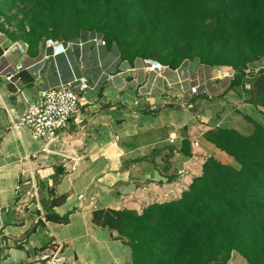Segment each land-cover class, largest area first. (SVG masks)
I'll list each match as a JSON object with an SVG mask.
<instances>
[{"label": "crops", "instance_id": "1", "mask_svg": "<svg viewBox=\"0 0 264 264\" xmlns=\"http://www.w3.org/2000/svg\"><path fill=\"white\" fill-rule=\"evenodd\" d=\"M59 40L72 43L65 53L21 71L12 82L0 77V264H135L118 233L94 223V211L136 207L140 196L148 198L139 191L154 186L174 198L181 191L170 170H177L175 159L188 163L199 156V150L214 145L206 132L234 127L231 121L242 113L218 102L219 96H211L213 102L198 97L193 108H183L178 80L185 67L162 74L175 83L167 86L143 69L141 57L123 56L100 34ZM44 41L28 44L27 53L20 54L14 48L25 41L10 39L0 28V67L31 64L50 54ZM80 76L88 78L89 87L79 111L44 151L40 140L14 123L42 91ZM185 139L191 143L188 156L179 150ZM178 170L181 176L187 172ZM51 191L66 200L47 211L43 201L51 200ZM50 211L68 216V222L47 220ZM227 264L250 263L233 251Z\"/></svg>", "mask_w": 264, "mask_h": 264}, {"label": "trees", "instance_id": "2", "mask_svg": "<svg viewBox=\"0 0 264 264\" xmlns=\"http://www.w3.org/2000/svg\"><path fill=\"white\" fill-rule=\"evenodd\" d=\"M106 1L119 9L127 2ZM147 1L149 11L156 15L155 22L158 21L155 34L169 31V26L176 28L180 22L177 34L185 43L183 55L197 56L208 67H233L236 71L231 88L243 79L246 64L264 55V0ZM169 17L173 20L166 26L161 21ZM0 28L5 30L2 25ZM48 38L60 39L57 33L49 34ZM113 40L110 43L116 44L123 56L154 55L153 51L147 52L149 41L130 54L125 39L119 36ZM157 61L164 63L161 56ZM255 79L258 98L249 102L264 106V70ZM247 119L251 125L249 132L221 126L205 134L208 141L235 160L236 166L211 157L204 163L202 174L179 198L152 203L140 214L132 209L102 207L94 211V223L116 231L120 239L131 245L135 264H159L165 256L184 264H212L223 253L226 264L232 250H237L250 264H264V238L260 245L251 244L244 223L224 221L226 217L257 213L264 208V125L251 117ZM190 144L185 139L179 148L185 156L191 154ZM65 200L66 195L51 191V200L43 201V207L48 211ZM46 219L68 222V216L54 211L47 212ZM157 246L166 249L156 255Z\"/></svg>", "mask_w": 264, "mask_h": 264}, {"label": "rangeland", "instance_id": "3", "mask_svg": "<svg viewBox=\"0 0 264 264\" xmlns=\"http://www.w3.org/2000/svg\"><path fill=\"white\" fill-rule=\"evenodd\" d=\"M148 4L149 2H146V0H127L126 4L119 9L117 5L115 7L114 4L108 3L106 0H0V25L4 27L5 34L10 39L25 41L30 47H34L44 41L49 34L57 33L61 40H66L95 32L109 42H114L113 39H118L119 36L121 40L125 39L127 42L126 48L130 51V54L138 51L144 43L146 44L149 41L147 52H154V55H152L153 59L159 60L161 56L164 59V63H172L177 65V67H185L186 69L188 67L190 72L203 73L202 75L208 76L210 73L217 72L216 69L219 67L236 71L233 67L227 65L207 67L197 56L186 58L183 55L185 43L181 40V36L178 37L177 34L181 23L179 22L178 26L175 24L176 28L170 27L168 23L173 20L172 17L164 19L161 22L169 26L170 30L155 34L156 31L154 29L158 25V21L155 22L156 15L149 11L150 7H148ZM218 49L217 47L216 52ZM263 70L264 55L246 64L243 79L240 78L241 81L232 88L229 87L227 80L216 79L212 84L217 87L218 93L213 96H219L217 98L218 102H223V105L228 102V106L232 107L233 110L241 111L242 114H235L231 122L235 124L233 125L234 127L237 126L236 129H240L243 132L250 131L251 125L247 117H251L264 125V106L254 105L249 102V99L255 100L258 98L256 94L258 85L255 78ZM213 79L215 78L213 77ZM247 82L249 83L248 87L245 86ZM221 91L222 93H220ZM207 97H210L208 99L210 102L216 100L211 96ZM199 151H201L199 152L200 155L193 157L188 163L183 161L184 157L174 158L177 170L175 168L170 170L172 175L179 177L177 179L181 184V191L178 192L177 196L172 198V192H163V189L159 188V186L147 189L142 188L139 192H147L148 198L140 196L141 202L138 206L130 209L140 214L152 203L166 202L179 198L182 196L183 191L189 188L191 182L202 174L204 163L211 157L218 159L222 163L237 165L232 157L215 145L208 147L207 150ZM167 155H170V151L165 152V156ZM165 156L162 157V160H164ZM162 160L159 165L163 168ZM179 168H181V171L185 169L189 174L186 172L185 175L182 174L183 176H181L178 173ZM169 182V186H171L175 179L169 180ZM27 195L31 194L28 193ZM224 221L231 224L236 222L244 223L250 235V243L258 245L262 243L264 238V208L257 213L250 212L235 218L226 217ZM122 237L128 241V237L124 235ZM129 247L131 249V245ZM164 249L166 248L157 246L155 254L159 255L161 250ZM233 251L238 252L237 250H232L231 254ZM225 258L226 255L223 253L211 263L223 264ZM159 264H184V262L165 256L159 261Z\"/></svg>", "mask_w": 264, "mask_h": 264}, {"label": "built area", "instance_id": "4", "mask_svg": "<svg viewBox=\"0 0 264 264\" xmlns=\"http://www.w3.org/2000/svg\"><path fill=\"white\" fill-rule=\"evenodd\" d=\"M55 40L54 38L45 39L44 45L51 50V53L42 56L34 63L25 64L21 61L12 65L6 62L0 67V77H4L9 82H12L15 76L21 71H32L35 67L44 63V60L50 56L65 53L72 44L71 42L64 41H60L59 44H56ZM101 43L105 44L106 42L103 40ZM28 47V43L21 42L20 44H16L14 50L18 51L20 54H26ZM141 62L145 71L155 73L157 76L162 77L167 86L175 84L168 77L162 76V74L167 70H174L177 72L180 68L176 67L172 69L170 65L162 64L152 58H142ZM222 68L223 67H219L216 69L218 73L213 72L208 76L202 75L203 73L190 72L188 71V67L187 69L185 68V75L178 80L181 88H183L180 97L181 105L190 109L194 106V98L217 95V87L212 85L216 79L227 80L230 85L234 80L235 72L233 69ZM37 73H39V69ZM213 77L215 79H213ZM185 84L187 85L186 88H184ZM248 86L247 84V87ZM88 87V78L86 76H80L75 77L69 82L60 83L42 91L39 98L29 102L27 110L15 121L14 126L17 129H27L33 138L43 143L42 150L49 151V147L54 144L58 134L69 126L73 116L78 113L81 104V95ZM220 93H222V91ZM195 145L199 146V143L195 142ZM15 191L18 193L19 197L22 196L19 194L21 192L20 183L16 184ZM28 193L30 192H27V194ZM82 197L81 195L80 198Z\"/></svg>", "mask_w": 264, "mask_h": 264}, {"label": "water", "instance_id": "5", "mask_svg": "<svg viewBox=\"0 0 264 264\" xmlns=\"http://www.w3.org/2000/svg\"><path fill=\"white\" fill-rule=\"evenodd\" d=\"M56 44H59L60 40L59 39H56L55 40ZM172 69H175L176 67L175 66H171Z\"/></svg>", "mask_w": 264, "mask_h": 264}]
</instances>
